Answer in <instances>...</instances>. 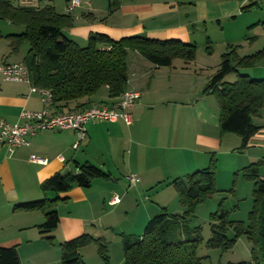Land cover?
Segmentation results:
<instances>
[{
  "label": "crops",
  "instance_id": "obj_1",
  "mask_svg": "<svg viewBox=\"0 0 264 264\" xmlns=\"http://www.w3.org/2000/svg\"><path fill=\"white\" fill-rule=\"evenodd\" d=\"M19 2L31 6L40 4L39 0ZM63 33L76 41L70 33ZM90 33L104 34L113 40L143 34L162 40L171 34H181L169 28H88L83 33L86 40ZM182 35L175 39L186 42L191 37L187 32ZM142 68L132 73L126 88L139 94L130 111L131 124L122 120L89 123L82 140L73 131L39 132L29 139V146L18 147L11 154L0 146V246L16 247L21 264H61L59 244L82 234L93 235L99 226L105 228L103 223L108 219L111 222L115 217H122L121 209L131 206L129 190L150 189L158 182L205 168L212 154L222 148L224 137L219 138L218 134V107L201 93L193 75L177 73L170 67H161L166 69L161 70L151 63ZM6 83L0 87V120L14 123L19 121L23 110L38 112L44 108L41 96L31 93L28 84ZM90 100V106L110 102L100 100L94 105ZM248 146L264 148V129L250 138ZM31 155L44 161L31 162ZM86 162L101 168L110 179L95 180L88 188L74 186L60 195L66 200L56 205L60 221L51 234L53 243L56 240L59 244L58 247L55 243L48 244L38 229L44 221L43 212L14 211L13 208L44 197L40 184L45 179L57 172L77 173V166ZM129 175H135L139 182L131 186ZM52 194L46 196L53 198ZM114 197L119 202L110 204ZM153 209L151 204H146L133 221V227L144 229L156 212ZM9 223L15 226L8 228ZM50 252L52 256L48 255ZM45 254V259H39Z\"/></svg>",
  "mask_w": 264,
  "mask_h": 264
},
{
  "label": "trees",
  "instance_id": "obj_2",
  "mask_svg": "<svg viewBox=\"0 0 264 264\" xmlns=\"http://www.w3.org/2000/svg\"><path fill=\"white\" fill-rule=\"evenodd\" d=\"M118 3L119 0L110 1L109 10L117 7ZM0 19L23 27L18 34L2 35L0 32V39H8L12 52L23 43L28 44L23 64L28 69L30 84L50 91L49 106L55 113L94 107L90 106V97L101 87L107 88L110 100L105 104L115 100L127 88L130 52L140 54L156 68L170 67L173 59L178 57L186 62L195 59L196 46L174 38L160 40L132 35L113 40L104 34L90 33L86 44L80 46L63 33L62 27L71 23L69 14H58L53 4L31 6L22 5L19 0H0ZM263 53L259 51L235 61H232L231 54H223L216 72L203 89V93L213 95L218 104L220 133L237 135L242 149L264 128L256 125L252 118L264 107V78H251L241 70L251 68ZM231 73H236V80L224 82ZM213 160L211 156L207 167L177 176L169 182L163 181L173 186L185 211L177 216L168 214L163 208L147 221L140 236H122V264H201L196 254L201 237L197 231L185 230L183 222L194 206L215 190ZM259 163H251L242 170L243 177L253 182L251 224L244 227L230 222L227 212L220 207L211 215L217 223L211 225L207 246L226 251L233 247L239 236L245 235L259 245L261 263L264 264V175L259 174ZM77 168V173L53 174L40 184L44 197L19 203L13 208L14 211H42L44 221L38 229L49 243H53L51 234L60 221L56 205L66 200L60 195L74 186L88 188L96 179H110L109 174L91 163H83ZM47 193H53L54 197H47ZM230 227L234 233L229 238L227 232ZM91 242L97 244L102 264H108L106 244L88 234L59 244L61 264H86L79 251ZM0 264H21L17 249L0 246Z\"/></svg>",
  "mask_w": 264,
  "mask_h": 264
},
{
  "label": "rangeland",
  "instance_id": "obj_3",
  "mask_svg": "<svg viewBox=\"0 0 264 264\" xmlns=\"http://www.w3.org/2000/svg\"><path fill=\"white\" fill-rule=\"evenodd\" d=\"M71 1L39 0L41 5L53 4L58 14H69L71 23L64 25L62 29L70 33L75 38V42L81 46L86 44L87 40L83 33L88 28H169L181 33L171 34L166 39H175L186 32L189 33L191 37H188L185 43L196 46L195 59L186 62L183 58H174L170 69L176 70L177 73L192 74L195 83L198 84L196 86L201 87V93L210 77L216 72L223 54H231L232 61H235L264 51V0H119L118 6L111 11L109 2L114 0H78L79 6L67 13ZM22 5L30 4L24 2ZM22 29L23 27L19 25L0 19L2 35L18 34ZM9 44L8 39H0V67L3 63H21L26 56L27 43H23L15 52H12ZM127 63L129 79L132 73L150 64L136 52L129 53ZM161 70L166 69L161 68ZM241 73H247L255 79L264 78V53L251 68L243 69ZM236 78V73H231L224 78V82H233ZM5 84L7 83L0 72V87ZM205 95L209 96L208 98L218 107L213 95ZM90 99L96 105L97 101H105L109 97L106 89L101 87ZM218 113L219 109L217 116ZM252 118L256 125L264 127V107L260 108L258 115ZM218 134L219 138L224 137V139L222 148L212 154L215 190L203 202L196 204L190 215L185 216L183 222L185 230L197 231L201 237L196 248L201 264H262L259 245L248 240L245 235L239 236L233 247L226 251L207 246V241L211 237V225L217 223V219L212 218L211 215L220 207L227 212L230 222L239 223L244 227L251 224L249 215L253 207V182L243 177L244 166L260 162L259 174L264 175V148L248 146L242 149L241 140L237 135L222 134L220 131ZM168 182L162 181L142 191L129 190V199H127L131 206L121 209L122 217H115L111 222H108V219L103 223L104 229L99 226L94 230L93 235H90L106 244L108 264H122V236L137 237L142 234L143 227L138 230L132 223L140 216L146 204H151L156 214L163 208L171 215L181 216L184 213L185 207L179 202L175 189ZM6 226L9 228L15 225L9 223ZM257 227L258 225L256 226L258 235ZM132 231L134 234H131ZM233 233L230 227L227 236L230 238ZM15 234L19 237L17 232ZM47 243L51 245L55 243L57 247L59 244L56 240L54 243ZM79 253L87 264L102 263L95 242L82 247ZM48 255L53 254L50 252ZM46 256L47 254L42 255L39 259L43 260ZM58 257L60 259V254Z\"/></svg>",
  "mask_w": 264,
  "mask_h": 264
},
{
  "label": "built area",
  "instance_id": "obj_4",
  "mask_svg": "<svg viewBox=\"0 0 264 264\" xmlns=\"http://www.w3.org/2000/svg\"><path fill=\"white\" fill-rule=\"evenodd\" d=\"M78 5V0H72L68 10H72ZM0 72L5 81L28 84L30 92L38 93L44 104V108L38 112L23 110L17 122L10 123L0 120V146L4 147L10 154L18 147L29 146V139L39 132L73 131L77 134L78 139L82 140L86 136V126L89 123L122 120L129 125L131 124L130 111L139 99L138 93L125 90L109 104L89 107L82 111L55 113L51 111L49 106L51 102L50 91L31 86L28 69L23 63L4 64L0 67ZM74 147H77V143ZM30 161L42 163L44 160L31 155ZM127 179L130 185H135L139 181L135 175H129ZM118 202V197H114L110 204Z\"/></svg>",
  "mask_w": 264,
  "mask_h": 264
}]
</instances>
